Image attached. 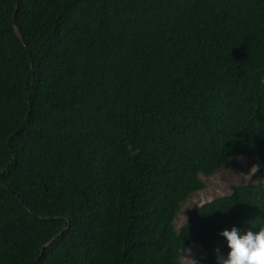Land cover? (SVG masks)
<instances>
[{
    "label": "trees",
    "instance_id": "1",
    "mask_svg": "<svg viewBox=\"0 0 264 264\" xmlns=\"http://www.w3.org/2000/svg\"><path fill=\"white\" fill-rule=\"evenodd\" d=\"M262 78L264 0H0V264H216L264 224Z\"/></svg>",
    "mask_w": 264,
    "mask_h": 264
},
{
    "label": "rangeland",
    "instance_id": "2",
    "mask_svg": "<svg viewBox=\"0 0 264 264\" xmlns=\"http://www.w3.org/2000/svg\"><path fill=\"white\" fill-rule=\"evenodd\" d=\"M260 167L261 161L258 158L237 157L230 160L213 176H201L205 188L192 194L182 205L175 221L176 230L180 231L195 209L216 198L229 195L234 186L258 184L260 180L255 174ZM205 257L206 253L200 246L192 245L184 249L182 262L184 264H194Z\"/></svg>",
    "mask_w": 264,
    "mask_h": 264
},
{
    "label": "clouds",
    "instance_id": "3",
    "mask_svg": "<svg viewBox=\"0 0 264 264\" xmlns=\"http://www.w3.org/2000/svg\"><path fill=\"white\" fill-rule=\"evenodd\" d=\"M258 226L257 231L252 227L242 229L236 226L221 230L219 235L228 251L220 254L216 250V264H264V224Z\"/></svg>",
    "mask_w": 264,
    "mask_h": 264
}]
</instances>
